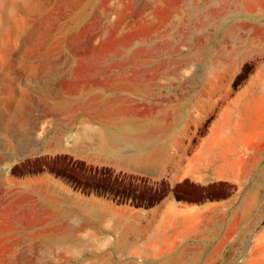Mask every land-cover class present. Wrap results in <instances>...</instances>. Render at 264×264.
I'll return each mask as SVG.
<instances>
[{
  "label": "crops",
  "instance_id": "0c3cea01",
  "mask_svg": "<svg viewBox=\"0 0 264 264\" xmlns=\"http://www.w3.org/2000/svg\"><path fill=\"white\" fill-rule=\"evenodd\" d=\"M77 67H48L39 77V156L185 185L204 196L169 195L137 207L44 175L55 193L49 188L41 206L54 211L56 232L64 234L56 247L76 255L112 248L113 264L238 263L246 255V226L257 222L264 201V80L238 90L233 81L168 79L161 66L151 75L137 66L134 76L126 66Z\"/></svg>",
  "mask_w": 264,
  "mask_h": 264
},
{
  "label": "rangeland",
  "instance_id": "374dc122",
  "mask_svg": "<svg viewBox=\"0 0 264 264\" xmlns=\"http://www.w3.org/2000/svg\"><path fill=\"white\" fill-rule=\"evenodd\" d=\"M66 65L78 71L126 66L128 76L137 66H148L149 75L161 66L168 79L233 81L241 90L248 80H264V0H0V264H113L112 248L76 255L56 247L64 234L56 232L54 211L41 206L49 188L55 193L44 175L137 207L169 195L204 196L185 185L119 178L67 158L40 157L39 89L45 84L39 77ZM209 191L226 196L225 189ZM261 204L257 222L246 226L249 259L236 264H264Z\"/></svg>",
  "mask_w": 264,
  "mask_h": 264
}]
</instances>
